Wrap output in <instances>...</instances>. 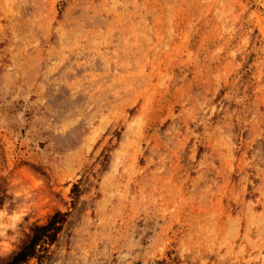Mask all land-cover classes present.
Segmentation results:
<instances>
[{"label": "rangeland", "instance_id": "1", "mask_svg": "<svg viewBox=\"0 0 264 264\" xmlns=\"http://www.w3.org/2000/svg\"><path fill=\"white\" fill-rule=\"evenodd\" d=\"M56 210L23 264H264V0H0V259Z\"/></svg>", "mask_w": 264, "mask_h": 264}, {"label": "trees", "instance_id": "2", "mask_svg": "<svg viewBox=\"0 0 264 264\" xmlns=\"http://www.w3.org/2000/svg\"><path fill=\"white\" fill-rule=\"evenodd\" d=\"M78 185L74 184L73 191ZM67 211L56 210L43 223H34L31 233L19 247L9 255L0 259V264H23L32 257L40 258L46 245L57 240L68 216Z\"/></svg>", "mask_w": 264, "mask_h": 264}]
</instances>
